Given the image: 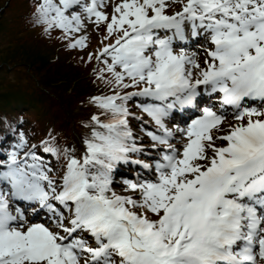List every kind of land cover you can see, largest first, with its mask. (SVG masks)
Masks as SVG:
<instances>
[{"label":"snow or ice","instance_id":"6c2138e0","mask_svg":"<svg viewBox=\"0 0 264 264\" xmlns=\"http://www.w3.org/2000/svg\"><path fill=\"white\" fill-rule=\"evenodd\" d=\"M113 4L109 15L107 0H37L35 23L62 39L104 25L93 55L112 94L92 98L107 119L85 125L79 158L22 133L0 150V264H264V0ZM200 37L202 61L184 48ZM203 94L218 103L202 106ZM185 109L200 115L170 129ZM130 119L142 121L148 152ZM38 153L66 160L59 179ZM119 165L137 166L121 181L129 195L114 188Z\"/></svg>","mask_w":264,"mask_h":264},{"label":"trees","instance_id":"16d2710c","mask_svg":"<svg viewBox=\"0 0 264 264\" xmlns=\"http://www.w3.org/2000/svg\"><path fill=\"white\" fill-rule=\"evenodd\" d=\"M36 5L37 0H0V34L10 32V43L15 44L16 54L13 55L26 56V62L19 61L17 65L34 63L30 67L38 69V78L43 71L38 88L19 83L10 97L0 100V141L15 140L23 129L40 145L51 136L57 147L69 149L72 146L71 150L77 154L79 148L74 141L73 128L83 134L90 131L85 125L92 124L89 116L95 111L85 104L86 100L110 94L111 90L97 79L96 68L93 63H86L85 54L68 48L58 29L49 33L35 23ZM41 55L45 58L43 62L36 60ZM27 56L37 57L29 60ZM11 59L16 61L14 57ZM79 105L93 111L88 115L75 114ZM63 161L61 158L60 162Z\"/></svg>","mask_w":264,"mask_h":264},{"label":"rangeland","instance_id":"374dc122","mask_svg":"<svg viewBox=\"0 0 264 264\" xmlns=\"http://www.w3.org/2000/svg\"><path fill=\"white\" fill-rule=\"evenodd\" d=\"M114 5L111 3V5H108V8H106L104 11H106L109 15L112 14V7ZM180 6L179 5H172L169 8V12H175L177 11V9H179ZM171 9V11H170ZM86 28L87 30L90 32V39H92L93 36L95 35V28L91 25V23H87L86 24ZM10 37H11V33L10 32H6L4 34H0V69H3L0 72V100L4 99V98H8L11 96V92L13 90H15V87L20 83L22 85H24L25 87L31 88V87H36L38 88V84H39V78L42 76L43 71L40 72L39 78L36 75V72L38 69H34L32 67H30V65H34V63L32 64H27L22 66L17 65L19 61L22 62H26V56H18V55H13L16 54L14 52V46L15 44L10 43ZM21 40V38H20ZM23 43L26 42V40H21ZM29 45V44H28ZM101 49V47H100ZM99 49V50H100ZM98 50V51H99ZM98 51L95 50V48H90L88 51H84V52H94L97 53ZM14 57V60H12L11 58ZM23 60H21L22 58H24ZM28 57V56H27ZM37 57V56H35ZM35 57L29 56V60L34 59ZM37 61H45L44 55L38 56ZM42 64V63H41ZM38 66V65H36ZM28 67V68H27ZM38 68L42 69V66H38ZM40 89V88H39ZM42 89V88H41ZM43 94L44 91L43 90ZM139 102V100H138ZM36 103V102H35ZM86 105L89 106L87 100L85 102ZM85 105H79L77 107V109L75 110V114H80L82 115L83 113L88 114L90 111H93L92 109H85ZM73 130H75V135H74V141L76 144L79 145V147L81 149H83V153H84V137H82L83 133L82 132H78L77 129L73 128ZM25 139H27L28 141H30V138H28L25 134H23ZM148 138L145 137H140V141H145ZM123 168V165H119L117 166V169H121ZM123 177H126V174H123ZM114 188L115 190L119 193V194H123V195H129L131 193H126L123 191L122 186L117 183L114 182Z\"/></svg>","mask_w":264,"mask_h":264}]
</instances>
